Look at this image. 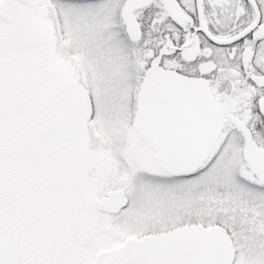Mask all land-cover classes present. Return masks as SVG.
Instances as JSON below:
<instances>
[{
    "label": "snow or ice",
    "instance_id": "obj_1",
    "mask_svg": "<svg viewBox=\"0 0 264 264\" xmlns=\"http://www.w3.org/2000/svg\"><path fill=\"white\" fill-rule=\"evenodd\" d=\"M0 264H264V0H0Z\"/></svg>",
    "mask_w": 264,
    "mask_h": 264
}]
</instances>
